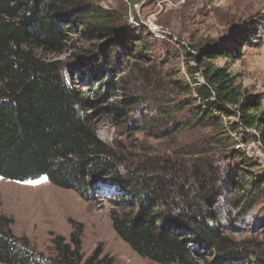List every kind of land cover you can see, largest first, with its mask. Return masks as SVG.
<instances>
[{
	"label": "trees",
	"instance_id": "1",
	"mask_svg": "<svg viewBox=\"0 0 264 264\" xmlns=\"http://www.w3.org/2000/svg\"><path fill=\"white\" fill-rule=\"evenodd\" d=\"M262 16L248 18L243 46L264 32ZM74 35L90 43L78 48L84 54L52 58L75 44ZM154 36L96 0H0V177L23 182L46 175L87 200L105 187L114 191L107 198L113 230L158 264H264V243L227 233L264 184V170L252 171L259 164L236 139L264 144L263 97L214 62L234 60L230 49L187 46L170 36L178 49L166 46L155 62L148 41ZM180 55L184 73L164 68ZM140 63L127 80L123 73ZM120 90L121 108L108 101ZM99 104L119 116L135 113V133L167 143L157 150L142 145L135 154L111 147L97 135ZM11 223L0 216V264H114L100 246L84 258L78 222L68 240L54 236L46 256L15 236Z\"/></svg>",
	"mask_w": 264,
	"mask_h": 264
},
{
	"label": "rangeland",
	"instance_id": "2",
	"mask_svg": "<svg viewBox=\"0 0 264 264\" xmlns=\"http://www.w3.org/2000/svg\"><path fill=\"white\" fill-rule=\"evenodd\" d=\"M96 1L104 8L116 7L127 23L146 26L148 29L150 26L157 30V37L148 39L152 45L153 61H157L159 55L164 54L163 51L168 45L178 49L175 44L168 42L170 36L176 37L180 43L187 46L214 42L218 43L217 46L230 49L231 53H235L234 60L220 57L214 62L237 74L248 91L250 89L252 94H260L263 97L264 104V32L258 34L257 38L252 40L253 43L249 41L245 46L244 40L246 42L249 35L242 32L249 17L263 15L264 19V0H136L134 5L127 0ZM262 25L264 26V23ZM70 42L75 44L61 56L52 58L72 59V55L77 58L84 54L80 53L78 48L90 46L89 42H82L76 39L75 35ZM166 61L165 69L178 68L184 73V56H170ZM141 64L131 66L123 73L127 80L133 78L132 74ZM142 65L145 66L144 63ZM169 77V74L164 76L168 84ZM198 79L202 80L199 75ZM125 94V91L120 90L108 101L121 108L120 99ZM98 106L100 110L94 112L97 135L118 151L135 154L141 151L142 145H146L147 149L151 145L152 149L157 150L167 143V140H153L149 132L135 133L134 123L138 119L135 113L127 116L133 119V122L129 123L127 117L106 111L101 104ZM138 110L145 111V106L139 105ZM232 120L233 118L229 117L223 121ZM139 121L138 119L137 124ZM188 135L183 133L180 136L188 140ZM242 137V134L236 137L240 149L259 164L252 171L256 174L262 173L260 171L264 170V144L254 137L249 136L247 141L242 140ZM104 189L106 190L102 191L103 193L94 194L87 200L74 189L60 188L50 183L46 175L23 182L0 177V216L11 218L10 228L13 234L26 238L31 248L45 256L54 251V236L61 235L68 240L73 221L82 225L80 238L84 258L100 246L104 254L113 258L114 264H158L137 255L117 236L110 218V210L114 206L107 199L115 192L106 187ZM227 233L236 241L251 238L249 240H253L256 245L264 243V184L253 208L240 218L233 228L228 229Z\"/></svg>",
	"mask_w": 264,
	"mask_h": 264
},
{
	"label": "bare ground",
	"instance_id": "3",
	"mask_svg": "<svg viewBox=\"0 0 264 264\" xmlns=\"http://www.w3.org/2000/svg\"><path fill=\"white\" fill-rule=\"evenodd\" d=\"M148 27H149V29H150V31H151V28H152V27H150V26H148ZM156 31H157V30H156ZM156 31L154 32V34H156ZM151 32H152V31H151ZM40 195H41V194H40Z\"/></svg>",
	"mask_w": 264,
	"mask_h": 264
},
{
	"label": "built area",
	"instance_id": "4",
	"mask_svg": "<svg viewBox=\"0 0 264 264\" xmlns=\"http://www.w3.org/2000/svg\"><path fill=\"white\" fill-rule=\"evenodd\" d=\"M151 31L154 33V32L156 31V29H154V28H151Z\"/></svg>",
	"mask_w": 264,
	"mask_h": 264
},
{
	"label": "crops",
	"instance_id": "5",
	"mask_svg": "<svg viewBox=\"0 0 264 264\" xmlns=\"http://www.w3.org/2000/svg\"><path fill=\"white\" fill-rule=\"evenodd\" d=\"M262 59H263V61H264V56H263V58H262Z\"/></svg>",
	"mask_w": 264,
	"mask_h": 264
}]
</instances>
